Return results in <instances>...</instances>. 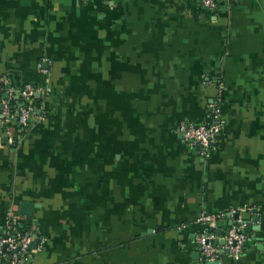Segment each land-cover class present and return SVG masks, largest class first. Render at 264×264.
I'll use <instances>...</instances> for the list:
<instances>
[{
    "label": "crops",
    "instance_id": "1",
    "mask_svg": "<svg viewBox=\"0 0 264 264\" xmlns=\"http://www.w3.org/2000/svg\"><path fill=\"white\" fill-rule=\"evenodd\" d=\"M197 1L0 0V92L40 90L26 128L0 124V234L33 229L29 264H205L197 216L242 207L253 241L220 264H264V0ZM218 83L203 160L177 125Z\"/></svg>",
    "mask_w": 264,
    "mask_h": 264
},
{
    "label": "built area",
    "instance_id": "2",
    "mask_svg": "<svg viewBox=\"0 0 264 264\" xmlns=\"http://www.w3.org/2000/svg\"><path fill=\"white\" fill-rule=\"evenodd\" d=\"M200 5L207 10L214 11L218 7V0H200ZM49 60L46 57L40 59L37 69L40 73L48 74ZM39 88L32 83L23 84L18 90L9 89L0 92V124L14 120L21 128H26L34 112L32 105L34 96L39 92ZM224 89L220 83L217 84L216 94L208 103L207 119L202 122L181 121L177 125V133L182 142L190 148L195 149L200 158L206 160L211 150L217 144L222 131V106ZM7 95L3 99L2 95ZM19 98L16 107L13 106V98ZM11 103V105H10ZM17 111V117L14 113ZM15 117V118H14ZM252 208H233L226 211L211 212L201 210L196 218V223L204 226L205 230L196 237L197 250L200 259L204 262H221L223 257L231 260H238L248 244L253 238L249 233L252 221L243 218V214L250 212ZM257 214V211L256 213ZM228 221L229 225L224 227L223 236L215 231L217 224ZM0 234V264H29L30 245L35 237L33 229L30 227L19 228L17 223L10 218L6 219ZM223 240V244L220 241ZM43 240L39 239V249Z\"/></svg>",
    "mask_w": 264,
    "mask_h": 264
},
{
    "label": "water",
    "instance_id": "3",
    "mask_svg": "<svg viewBox=\"0 0 264 264\" xmlns=\"http://www.w3.org/2000/svg\"><path fill=\"white\" fill-rule=\"evenodd\" d=\"M197 2L200 3V0H198ZM2 98H3V99H7V95H5V94L2 95ZM15 101H17V104H18L19 98L16 97V98H15ZM210 102H211V100L209 101V103H210ZM18 105H19V104H18ZM1 108H2V107H0V109H1ZM13 113H14V116L17 117V115H18L17 111H15V112H13ZM34 207L37 208L38 206H37V205L34 206V205H32L31 203H28V202H22V203L19 205V215L22 216V217H31V216H32V211H33V208H34ZM253 213H256V211L254 210ZM252 220H253L255 223H257V222L259 221V216H258L257 214H255V215L253 216ZM34 224L37 225L36 222H34ZM228 225H229V222H228V221H224V222H222V223H218V224H217V227H218V228H222V227H226V226H228ZM23 227H24L23 224H21V225L19 226L20 229L23 228ZM255 228L258 229L257 226H256ZM36 244H37V238L35 237L34 240H33V242L31 243L30 248H31V249H34L35 246H36ZM220 244H223V240L220 241ZM223 254H224V252L222 251L221 259H223ZM191 258L194 259V260H198V259H199V253H198V250H197V252H195L194 254L191 255ZM205 264H218V262H207V263H205Z\"/></svg>",
    "mask_w": 264,
    "mask_h": 264
},
{
    "label": "trees",
    "instance_id": "4",
    "mask_svg": "<svg viewBox=\"0 0 264 264\" xmlns=\"http://www.w3.org/2000/svg\"><path fill=\"white\" fill-rule=\"evenodd\" d=\"M10 105H11V103H10Z\"/></svg>",
    "mask_w": 264,
    "mask_h": 264
}]
</instances>
